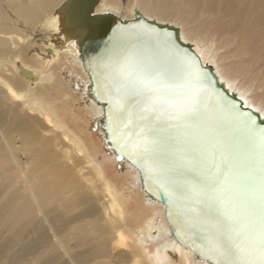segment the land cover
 Instances as JSON below:
<instances>
[{
    "label": "bare ground",
    "instance_id": "1",
    "mask_svg": "<svg viewBox=\"0 0 264 264\" xmlns=\"http://www.w3.org/2000/svg\"><path fill=\"white\" fill-rule=\"evenodd\" d=\"M134 2V16L140 13L177 27L180 38L193 46L219 81L264 118V0ZM116 4L119 1L99 0L95 12H112L125 18ZM73 6V0H0V117L6 120L1 124L6 128L1 147L6 148L7 157L10 155L7 160H17L11 140L22 135L23 150L40 167L35 175L29 166L23 169L18 163L2 198L10 201L15 196H34L43 206L45 198L39 190L42 185L47 199L63 200L64 206L75 208L87 203L89 210L86 209H91L97 218L86 219L78 226L80 236L105 239L101 246L106 241L108 248V252L102 249L97 264H175L173 255L180 256L184 264H210L196 259L190 248L171 236L161 205L162 215L157 211L132 224L129 203L116 183L118 180L96 162L81 133L69 124L72 119L68 118V108L57 109L56 104H49L36 93L41 87L46 89L45 96H52L45 85L51 80L46 68L63 57L73 58L82 67L77 48L80 30L72 23ZM24 38H29L28 46L35 44L34 58L37 62L43 60L42 72L28 63L27 54L20 53ZM20 82L25 84L24 90ZM83 96L93 110L91 114L98 117L97 106L86 98L85 92ZM4 166L5 160L0 163V174L8 179ZM161 238L168 240L159 244Z\"/></svg>",
    "mask_w": 264,
    "mask_h": 264
},
{
    "label": "water",
    "instance_id": "2",
    "mask_svg": "<svg viewBox=\"0 0 264 264\" xmlns=\"http://www.w3.org/2000/svg\"><path fill=\"white\" fill-rule=\"evenodd\" d=\"M73 1L78 56L88 76L83 90L99 109L98 131L105 145L117 162L136 170L140 191L162 206L176 242L199 261L223 264L229 257L208 247L210 239L221 236L220 209L202 194L212 183L211 149L222 146L215 161L224 158L239 199L247 204L258 194L261 155L249 128H264V118L219 81L174 25L140 13L133 18L96 13L99 0ZM129 65L177 84L194 80L190 86L201 90L200 117L188 128H177L168 116L144 112V97L120 74ZM145 137L155 141L149 151L144 150Z\"/></svg>",
    "mask_w": 264,
    "mask_h": 264
},
{
    "label": "rangeland",
    "instance_id": "3",
    "mask_svg": "<svg viewBox=\"0 0 264 264\" xmlns=\"http://www.w3.org/2000/svg\"><path fill=\"white\" fill-rule=\"evenodd\" d=\"M116 1H119V4L115 6L119 8L120 15L133 18L134 0H113V3ZM28 44H30L29 38H24L22 43L24 48L21 46L20 53L27 54L28 63L35 66L38 72H42L45 70L44 64H41L43 60L37 62L38 60L34 58L36 57L35 44L33 46ZM41 47L44 48L42 45ZM50 67L46 69L47 75H51V80L45 81V85L48 86V92L52 96H45L48 95L46 89L41 87H37L36 93L46 98L49 104L54 106L56 104L57 109L60 107L62 109L63 106L68 108L70 113L68 118L72 119L68 120L69 124L81 133L82 140L87 147L89 146L88 150L90 149L89 152L95 157L96 162L105 169L107 174L109 173L108 175L115 176L113 178L118 180L116 183L129 203L130 222L136 224V221H143L157 211L162 215L159 205L153 207L145 203L146 198L136 183L137 172L117 162L100 136L97 115L91 114L93 110H90L84 101L83 89L87 83V75L82 67L76 64L73 58L68 57H63ZM20 84L24 90L25 84L22 82ZM63 99L66 101L61 103ZM5 121V118L0 117V163L5 160L3 170L9 176L6 179L7 176L0 174V264H97L96 261L101 259L103 250L108 252V248L105 247L106 241L101 246V242L105 239L80 236L78 226L83 225L86 219L93 221L97 218L94 213H91V209L88 211L87 203L75 208L70 205L64 206L63 200L53 201L52 197L47 199L42 185L39 190L44 194L43 206L34 200V196H15L10 201L2 198L12 182L11 177L17 170L18 163L23 169L29 166L30 170H34L35 175L40 168L33 161V156L23 150L25 139L22 135H17L11 140L16 149L14 154L17 160H7L10 155L7 157L6 148L1 147L3 146L1 135L6 132L5 125L1 126V124ZM13 134L16 133L13 132ZM17 221L18 224H16ZM169 239L171 240V237ZM167 240L168 238H161L159 244ZM178 257L172 256L174 263L184 264L181 257Z\"/></svg>",
    "mask_w": 264,
    "mask_h": 264
},
{
    "label": "snow or ice",
    "instance_id": "4",
    "mask_svg": "<svg viewBox=\"0 0 264 264\" xmlns=\"http://www.w3.org/2000/svg\"><path fill=\"white\" fill-rule=\"evenodd\" d=\"M120 74L144 97V112L168 116L177 128H188L200 117L201 90L190 86L194 80L177 84L131 65L120 69ZM249 132L258 139L261 153L257 196L247 204L241 203L228 164L223 157L219 163L215 161L217 147H222L219 145L211 149V186L202 189V194L220 209L217 228L221 236L210 239L208 247L214 254L229 257L223 264H264V128L256 132L250 127ZM142 143L149 151L155 141L145 137Z\"/></svg>",
    "mask_w": 264,
    "mask_h": 264
}]
</instances>
